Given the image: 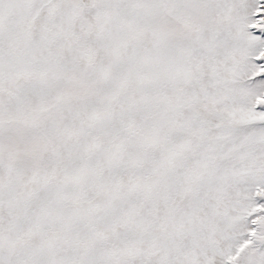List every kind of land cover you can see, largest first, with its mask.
I'll return each instance as SVG.
<instances>
[{"label":"snow or ice","instance_id":"obj_1","mask_svg":"<svg viewBox=\"0 0 264 264\" xmlns=\"http://www.w3.org/2000/svg\"><path fill=\"white\" fill-rule=\"evenodd\" d=\"M0 264H264V0H0Z\"/></svg>","mask_w":264,"mask_h":264}]
</instances>
